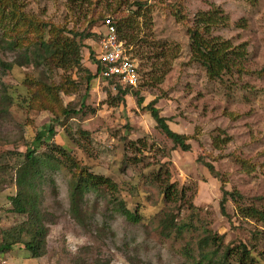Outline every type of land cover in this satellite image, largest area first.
Returning <instances> with one entry per match:
<instances>
[{
  "label": "rangeland",
  "instance_id": "1",
  "mask_svg": "<svg viewBox=\"0 0 264 264\" xmlns=\"http://www.w3.org/2000/svg\"><path fill=\"white\" fill-rule=\"evenodd\" d=\"M132 1L17 0L32 20L77 33L89 31L94 37L80 43L78 68L64 71L52 68L48 61L39 67L14 65L10 70L0 65V91L10 98L0 118V237L25 220L12 211L8 200L14 195L10 179L16 167L10 153L24 152L22 140L31 142L42 127L55 123L54 145H40L37 151L47 149L59 162L45 168L36 183L39 210L54 216L52 224L44 223L48 228L44 255L30 258L15 246L0 255V264H188L182 247L190 237L196 242L207 232L232 250L246 245L255 258L246 264L263 263L264 221L244 219L236 206L264 208V74H257L264 66V0H147V13L137 18ZM215 8L227 19L213 28L212 35L242 45L246 56L243 73L221 79H209L191 60L187 36L195 16ZM98 16L111 18L121 34L134 38L126 47L139 83L121 103H111L116 94L113 85L96 80L85 85L84 71L94 69L90 53L102 33L100 22L89 28L86 21ZM4 25L0 21V31ZM158 55L160 60L155 61ZM14 57L0 48V64ZM41 72L55 85L70 79L68 92H58V98L63 107L78 110L81 106L79 114L55 122L46 111L27 109L24 75L43 78ZM134 92L142 99L140 106ZM151 102L167 127L187 138L189 151L173 149L145 109ZM73 163L113 182L125 208L137 210L143 223L131 224L115 213L101 215L107 197L101 191L84 195L88 216L77 224L67 211L71 174L64 168ZM156 174L161 185L168 186L164 197L153 182ZM222 190L231 193L226 194L225 216L219 211ZM159 211L173 212L174 221L186 222L191 230L162 237L148 220ZM192 248L195 255L194 243Z\"/></svg>",
  "mask_w": 264,
  "mask_h": 264
},
{
  "label": "trees",
  "instance_id": "2",
  "mask_svg": "<svg viewBox=\"0 0 264 264\" xmlns=\"http://www.w3.org/2000/svg\"><path fill=\"white\" fill-rule=\"evenodd\" d=\"M131 5L135 7L134 18L142 17L144 12L147 13V0H133ZM166 8L173 15H178V11L174 6L167 4ZM104 18L102 16L89 18L86 21L87 26L92 28V26L98 25L99 22L101 24ZM226 19L227 17L219 9L215 8L207 12L198 13L193 19L192 26L187 29L190 58L205 70L209 79H221L222 77H228L232 73L237 75L245 71L246 56L243 46H233L228 41L212 35L213 28L225 22ZM125 20L127 19L123 17V26H125ZM0 21L6 24L2 26L4 31H0V48L15 55L14 60L10 63L0 64L5 70H10L14 65L18 68L28 67L29 65L39 67L42 61H48L52 68L64 71L78 68L80 43L84 39L94 37V34H90L89 31L77 33L73 30H65L54 26L48 22L32 20L20 9L17 0H0ZM114 26L116 28L115 24ZM9 32L13 35H8ZM116 33L119 39L124 41L125 46L134 39L132 36L121 34L120 27L116 28ZM90 55L91 63L94 66L93 53L91 52ZM160 56H155L154 60L159 61ZM152 66L157 69L155 63ZM43 72L41 74L44 79H33L28 74L24 75L23 81L28 85L29 95L27 109L31 111H46L52 115L55 122L72 118L71 116L79 114L81 106L78 110L69 106L63 107L58 98V92H68V88L72 85L70 79H62L61 82L55 85L46 80ZM84 72L86 74L84 80L87 88V83L95 80L96 76L93 71L85 70ZM257 74H264V66ZM113 86L116 94L114 98H111V103L123 102L124 96L127 95L130 89L119 86L116 83ZM4 94L3 90L0 91V118L5 115L7 104L10 102V98ZM134 96L136 104L140 106L142 99L137 96L136 92H134ZM152 104L153 102L149 103L145 109L156 127L172 143L173 149L183 152L189 151V145L186 143L187 138L172 132L167 127L165 119L157 115V110L152 107ZM58 125L62 126V124ZM54 127L55 123H49L37 131L31 142L22 140L21 143L26 147L24 152L18 153L14 151L10 153V158H12L16 167L12 170L13 174L10 179V183L14 188V195L10 196L8 200L13 207L12 211L18 215H23L25 220L16 229L13 228L2 233L0 237V255L11 252L15 246L25 251L30 258H40L44 255V242L48 232V228L44 226V223L52 224L54 216L46 211L39 210L40 194L36 183L41 181L42 172L45 168L51 166L53 162L57 166L59 162L51 155L49 156L47 149L44 152H38L37 148L40 145H54ZM204 166L210 174H214L213 167L210 164L205 163ZM64 168L71 174L67 182V211L77 224L82 225L84 217L88 216L83 206L84 195L88 192L101 191L107 193V197H103L101 215L111 217L115 213L124 217L131 224L143 223V217L137 213V210L130 212L125 208L122 198L117 197L118 190L113 182L106 178L89 174L82 167L78 169L74 163L67 164ZM153 182L158 183L156 187L159 188L160 197L166 196L168 186L163 187L161 185L158 174L154 176ZM222 193L219 211L222 216H225L226 194L231 195V193L224 190H222ZM131 194H135V192ZM233 201L237 203L236 200ZM236 210L244 219L264 221V208H256L254 206L241 208L236 206ZM174 216L173 212L165 213L159 211L149 216L148 220L156 224L159 235L165 238L171 237L172 234L175 237L180 236L183 231L189 232L191 230L186 222H175ZM22 235L26 238L21 237ZM193 243L196 248L195 255L192 253ZM181 254L188 264H246V260L255 262V258L249 256L246 245L239 244L235 250H232L227 246H223L222 243H216L215 235L210 232L198 238L196 242L190 237V240L182 247ZM262 261V264H264V260ZM256 262L259 264L257 260Z\"/></svg>",
  "mask_w": 264,
  "mask_h": 264
},
{
  "label": "built area",
  "instance_id": "3",
  "mask_svg": "<svg viewBox=\"0 0 264 264\" xmlns=\"http://www.w3.org/2000/svg\"><path fill=\"white\" fill-rule=\"evenodd\" d=\"M100 25L102 33L98 35L97 49L93 52L95 80L97 83H116L129 89L135 88L139 83V76L130 57L129 47L117 36L111 19L104 18Z\"/></svg>",
  "mask_w": 264,
  "mask_h": 264
},
{
  "label": "crops",
  "instance_id": "4",
  "mask_svg": "<svg viewBox=\"0 0 264 264\" xmlns=\"http://www.w3.org/2000/svg\"><path fill=\"white\" fill-rule=\"evenodd\" d=\"M96 49H97V47H96ZM96 49H95L94 51H96ZM94 51H93V52H94Z\"/></svg>",
  "mask_w": 264,
  "mask_h": 264
}]
</instances>
